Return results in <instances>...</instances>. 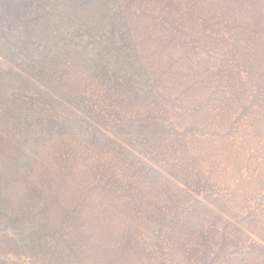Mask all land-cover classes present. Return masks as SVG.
I'll list each match as a JSON object with an SVG mask.
<instances>
[{
	"label": "rangeland",
	"instance_id": "obj_1",
	"mask_svg": "<svg viewBox=\"0 0 264 264\" xmlns=\"http://www.w3.org/2000/svg\"><path fill=\"white\" fill-rule=\"evenodd\" d=\"M0 264H264V0H0Z\"/></svg>",
	"mask_w": 264,
	"mask_h": 264
}]
</instances>
